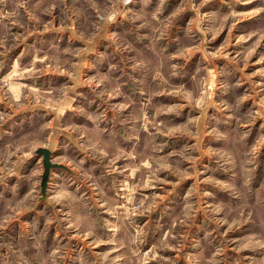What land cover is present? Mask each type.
Returning a JSON list of instances; mask_svg holds the SVG:
<instances>
[{
	"label": "rangeland",
	"instance_id": "1",
	"mask_svg": "<svg viewBox=\"0 0 264 264\" xmlns=\"http://www.w3.org/2000/svg\"><path fill=\"white\" fill-rule=\"evenodd\" d=\"M0 264H264V0H0Z\"/></svg>",
	"mask_w": 264,
	"mask_h": 264
},
{
	"label": "water",
	"instance_id": "2",
	"mask_svg": "<svg viewBox=\"0 0 264 264\" xmlns=\"http://www.w3.org/2000/svg\"><path fill=\"white\" fill-rule=\"evenodd\" d=\"M37 153L41 156H44V165H45V175L43 179V186H42V194L44 197L47 195V182H48V176L51 167H58V165H55L51 162V152L48 149L45 148H39L37 150Z\"/></svg>",
	"mask_w": 264,
	"mask_h": 264
},
{
	"label": "crops",
	"instance_id": "3",
	"mask_svg": "<svg viewBox=\"0 0 264 264\" xmlns=\"http://www.w3.org/2000/svg\"><path fill=\"white\" fill-rule=\"evenodd\" d=\"M90 141H91V140H90ZM76 203H77V200H72V201H71V204H73V205L76 204Z\"/></svg>",
	"mask_w": 264,
	"mask_h": 264
}]
</instances>
